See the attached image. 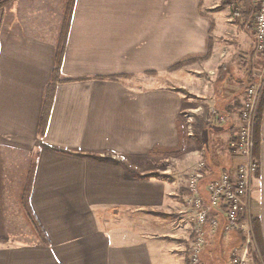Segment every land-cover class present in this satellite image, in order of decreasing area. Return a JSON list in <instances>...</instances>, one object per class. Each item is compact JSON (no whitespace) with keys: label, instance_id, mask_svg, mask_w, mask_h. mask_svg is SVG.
<instances>
[{"label":"crops","instance_id":"obj_1","mask_svg":"<svg viewBox=\"0 0 264 264\" xmlns=\"http://www.w3.org/2000/svg\"><path fill=\"white\" fill-rule=\"evenodd\" d=\"M66 1L0 8V264H189L180 172L204 160L217 177L241 161L229 142L263 63L256 0L237 14L223 0H74L52 94ZM213 107L233 118L217 123ZM184 116L193 134H181ZM183 135L186 158L159 166ZM255 143L251 215L264 239V108ZM158 169L169 178L147 176ZM221 220L206 229L205 264H232L243 243Z\"/></svg>","mask_w":264,"mask_h":264},{"label":"built area","instance_id":"obj_2","mask_svg":"<svg viewBox=\"0 0 264 264\" xmlns=\"http://www.w3.org/2000/svg\"><path fill=\"white\" fill-rule=\"evenodd\" d=\"M255 50L264 59V0H256L254 17ZM264 90V65L255 78L247 84L245 98L237 111L239 126L229 142V147L240 154L241 161L232 169L222 170L202 189L207 176V163L202 160L190 173L186 183L191 192L194 210L193 235L189 248V264H205L206 226L213 229L221 225L224 217L226 230H241L244 241L234 251L232 264H251L253 239L252 197L255 177L260 170V160L255 155V128L259 104ZM211 115L219 124H226L233 116L213 108Z\"/></svg>","mask_w":264,"mask_h":264},{"label":"trees","instance_id":"obj_3","mask_svg":"<svg viewBox=\"0 0 264 264\" xmlns=\"http://www.w3.org/2000/svg\"><path fill=\"white\" fill-rule=\"evenodd\" d=\"M9 1H11V0H0V8L3 7L5 4H7ZM240 1H238V0H223L222 5L231 6L233 13L237 14L239 11L240 4H241ZM73 9H74V0H67L65 5H64V9H63V12H64L63 25H62V28H61L59 35H58V45H57V50H56V66H55V69L53 71L52 84L50 87L52 94L54 92L56 82L60 80L61 63H62L64 53H65L67 38H68L69 30H70L71 19H72V15H73ZM209 55H210V49H209L207 54H205L204 56L201 57V59H206L209 57ZM191 59H195V58H191ZM186 62H187V60H181L180 62L176 63L173 66V68L183 66ZM71 80H73V79H63V81H71ZM263 108H264V92L262 94V98H261V101L259 104V109H258V114H257V123H256L257 124V126H256L257 130H258V125L260 122V118L262 115ZM48 112H49V105L46 102L44 105V109H43V116L41 118V123H42L41 126H43V128L46 126V123L48 120ZM255 147L257 150V143L255 144ZM210 170H211L210 168H207V176H206L205 180H207L208 182L216 177V175L210 174ZM147 176H156V177L163 178V179L169 178L167 175H165L163 173H159V172H155V173L149 174ZM147 176H145V177H147ZM207 227L212 228V227H210V224H207L206 229H207ZM256 240H257V245H258V250H259V256L261 257L262 262L259 258L256 257V255H254V263L255 264H264V239L262 237V233H261L259 227L257 228ZM242 241H244V240H242ZM201 258H202V261L204 262V259L202 256H201Z\"/></svg>","mask_w":264,"mask_h":264},{"label":"rangeland","instance_id":"obj_4","mask_svg":"<svg viewBox=\"0 0 264 264\" xmlns=\"http://www.w3.org/2000/svg\"><path fill=\"white\" fill-rule=\"evenodd\" d=\"M195 59H201V58H195ZM202 60V59H201ZM263 65H264V59H263V63H262V66H261V68L263 67ZM213 108H216V109H219L218 107H213ZM212 108V109H213ZM184 118H185V120H183V126H182V128H181V134H185V133H190V134H193V126H192V124H193V119L192 118H189V116H184ZM190 120V121H189ZM256 123H257V121H256ZM256 126H257V124H256ZM255 130H256V128H255ZM186 134V135H187ZM186 138L184 137V135H183V139H182V137H181V143H180V149L177 151V153H173V155H177V156H171V155H169L170 156V159L169 160H166L165 159V161H163L159 166H166L167 164V162H170L171 163V158L173 157V158H177V159H179V161H180V163L179 164H181V162L186 158V154H187V140H185ZM197 144L199 145V146H202V144H203V141H202V143L199 141V143L197 142ZM205 144H206V142H205ZM197 145V146H198ZM208 146V145H207ZM201 162V161H200ZM199 164V163H198ZM196 168V167H195ZM194 168V169H195ZM193 169V170H194ZM193 170H187V171H183V170H181V172H180V170H179V172L180 173H183L182 175H180L181 177V179H183V180H180V186H181V189H182V192L185 194V195H190L191 196V192L189 191V189L187 188V186H186V183H187V181H188V177H189V175H190V173L193 171ZM134 171H138V173H139V170H134ZM165 171V169H158V170H156V172H159V173H163ZM211 171H212V173L214 172V173H216L215 171H216V169L215 168H211ZM221 171V170H220ZM219 170H218V173L220 172ZM211 173V174H212ZM192 197V196H191ZM192 220H193V218H192ZM194 222V221H193ZM259 224H258V222H256L255 220H253V239L255 240L254 241V246H253V249H252V260H251V264H255L254 263V255H256V257L257 258H259L260 260H261V257L259 256V250H258V245H257V240H256V233H257V228L259 227L258 226ZM237 231H239V232H242L241 230H237ZM37 235H41L40 233H38ZM244 236V235H243ZM206 245H207V243H206ZM206 247V246H205ZM234 252V251H233ZM203 253V252H202ZM233 256V255H232ZM261 262H262V260H261ZM231 263H232V260H231Z\"/></svg>","mask_w":264,"mask_h":264}]
</instances>
